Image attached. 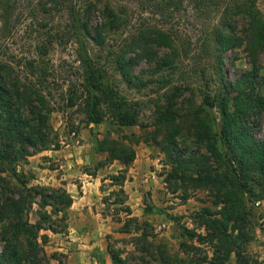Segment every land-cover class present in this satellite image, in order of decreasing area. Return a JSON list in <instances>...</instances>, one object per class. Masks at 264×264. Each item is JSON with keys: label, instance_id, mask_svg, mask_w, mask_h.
<instances>
[{"label": "trees", "instance_id": "16d2710c", "mask_svg": "<svg viewBox=\"0 0 264 264\" xmlns=\"http://www.w3.org/2000/svg\"><path fill=\"white\" fill-rule=\"evenodd\" d=\"M3 1L0 0V5ZM39 1L38 6L49 13L51 10L47 8V3ZM189 3L192 9L201 12L210 11L213 5L211 0H189ZM70 4L68 6V0L63 1L62 7H67V15L58 31L62 35L61 41L72 40L77 44L84 83L81 94H61L62 102L56 94H51L35 57L25 58V62L18 66L22 67L19 73L10 62L0 60V264H66L61 257L63 253L47 252L45 246L50 237L43 231L63 233L68 230L72 194L64 186L33 184L35 176L20 168L35 153L57 147V134L51 123L53 112L65 111L81 99L87 107L89 122L97 123L104 119L98 109L102 99L94 93V89L100 84V91L107 92L109 87L101 86L106 74L97 66L100 58L95 50L97 47L105 48L111 33H119L124 24L121 14L110 4L106 9L97 2L87 4L76 0ZM2 9L8 10L9 3ZM94 10H99L101 15L100 22L96 24ZM215 11L220 13V17L208 30V37L209 43L212 40L210 54L215 59L224 91L219 98L207 99L206 103L218 107L222 121L220 131L213 130L210 114L196 116L199 124L194 133L195 139L208 153L181 151L176 136L180 128L174 132L176 116L169 108L159 114L164 139L154 138L172 161V170L166 182L172 184L173 180L178 181L174 191L181 189L182 201L186 202L194 190L207 189L217 206L215 210L203 207L195 211L192 215L193 228L181 227L182 236L197 240L211 250L183 241L184 255L164 250V264H254L248 252V244L254 237L251 204L264 200V136L259 138L254 131L257 116L264 112V95L257 90L255 81L260 54L264 53V11L258 6V0L218 3ZM235 15L247 17V26L243 30H239ZM54 41L51 40L52 43ZM152 43L172 48V53L160 60V69L177 66L176 62L192 54L188 50L182 52L175 38L164 29L149 33L134 32L129 38L120 40L108 53L123 80L139 89L146 87L148 82L134 73V67L144 58L157 57ZM241 46H245L253 69L242 73L232 84L223 78V57L227 51ZM47 52L48 48L43 46L38 55L43 56ZM72 89L71 80L68 90ZM117 116L122 124L137 123L135 115L119 111ZM94 143L97 149L108 143V155L98 163V168L115 160L122 165L118 173L109 178L125 193L124 182L128 179L129 166L136 159V149L130 143L114 139L94 138ZM156 210L161 209L156 206L146 208V212ZM127 211L131 214L130 208ZM33 213L36 214L34 221ZM109 251L114 264L126 263L120 251L110 244Z\"/></svg>", "mask_w": 264, "mask_h": 264}, {"label": "rangeland", "instance_id": "374dc122", "mask_svg": "<svg viewBox=\"0 0 264 264\" xmlns=\"http://www.w3.org/2000/svg\"><path fill=\"white\" fill-rule=\"evenodd\" d=\"M63 1L49 3L44 0L47 8L51 10L49 13L38 6L39 0H4L0 5V60L10 62L19 73L22 70V67H18L20 64L26 59L37 58L36 64L47 80L45 85L61 102V94H81L84 89L77 44L72 40L61 41L62 35L58 31L59 25L63 27L62 21L67 15V7H62ZM211 1V10L201 12L192 9L189 0H82L87 4L97 2L103 9L109 8L108 4L112 5L121 14L124 22L119 33H111L105 48L97 47L95 50L100 58L96 62L97 66L106 74L101 86L109 87L107 92L100 91V84L99 88L94 89V93L101 96L102 103L98 109L104 119L97 123L89 122L87 107L81 99L65 111L53 112L51 123L57 134V147L35 153L20 168L35 176L33 184L62 186L56 178H61L64 174L65 157L54 151L63 147L69 146L72 150L75 149V155L84 156L86 161L81 162V169L88 174L97 173L98 163L108 155V143L97 149L94 138L130 143L136 149V157L140 154L144 160L146 154H149L150 160L143 161L144 175L134 178L128 171V179L124 182V186H127L125 193L109 178L122 168L118 160L103 166L100 171L103 178L99 185L102 197L99 209L104 214L100 228L111 247L120 251L126 260L125 264H164V250L170 254L184 255L181 246L183 241L201 245L197 240L182 236L181 227L195 226L192 219L195 211L203 207L217 209L207 189L194 190L186 202L182 201L181 189L174 191L178 181L173 180L172 184L166 182V177L172 170V161L154 141L155 137L164 139L159 114L169 108L173 111L172 115L176 116L174 132L180 128L176 136L181 151L198 150L208 153L195 139L194 133L199 124L197 118L210 114L213 130L217 133L220 131V111L216 105L211 107L206 103L207 99L219 98L224 91L215 59L210 54L212 40L209 43L208 30L220 17V13L215 11L217 4H225L231 0ZM71 2L74 4L76 0H68V6ZM8 3L9 9H2ZM258 6L264 11V0H258ZM94 12L96 24L100 22L101 15L99 10ZM234 18L238 22L239 30L247 26L245 15H235ZM156 29L167 31L175 38L182 52L188 50L192 54L191 57H183L179 63L176 62L177 66L160 69V60L171 54L172 48L152 43L151 47L157 57L153 55L151 59L144 58L134 67V73L148 82L146 87L139 89L123 80L108 52L117 42L129 38L134 32L149 33ZM55 39L58 41H54ZM43 46L48 48V52L40 56L38 50ZM91 55L94 56V53ZM223 66V78L232 84L236 83L242 73L253 69L245 46L227 51L223 57ZM71 80L73 89L69 91ZM255 81L258 84L257 90L264 95V53L260 54ZM119 111L130 116L135 115L137 123L122 124L117 116ZM255 121V134L262 138L264 112ZM82 129L83 134L80 133ZM221 148L224 149L223 145ZM100 155L104 157L101 158ZM90 157L91 161H88ZM73 181L77 185L81 182L79 178H74ZM150 206L161 210L146 212V208ZM251 206L254 237L248 244V252L254 264H264V200H258ZM37 208L35 205V209ZM128 208L131 214H128ZM35 219L36 214L33 213L32 220ZM199 231L202 232L203 229ZM201 246L211 250L209 246ZM63 254L61 257L66 263V253ZM234 261L235 257L232 258V262Z\"/></svg>", "mask_w": 264, "mask_h": 264}, {"label": "crops", "instance_id": "0c3cea01", "mask_svg": "<svg viewBox=\"0 0 264 264\" xmlns=\"http://www.w3.org/2000/svg\"><path fill=\"white\" fill-rule=\"evenodd\" d=\"M80 133L83 134L84 129ZM74 151L69 146L54 151L65 157L64 174L56 179L72 194L73 204L68 210V230L63 233L46 231L50 237L45 246L46 250L48 253H66V264H114L109 243L100 228V221H104V214L99 209V204L102 203L99 185L103 178L100 171L103 167L95 174L83 172L81 162L86 160L84 156L75 155ZM145 157L144 160L137 154L134 163L129 167V173L134 178L144 175L143 161L150 160L149 154ZM88 161H91V157ZM74 178L80 179L79 185L73 181Z\"/></svg>", "mask_w": 264, "mask_h": 264}]
</instances>
